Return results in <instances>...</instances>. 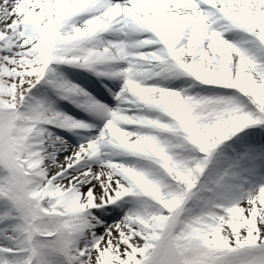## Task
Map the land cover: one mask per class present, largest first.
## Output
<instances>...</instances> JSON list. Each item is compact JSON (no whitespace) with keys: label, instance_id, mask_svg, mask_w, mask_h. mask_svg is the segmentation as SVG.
<instances>
[{"label":"snow or ice","instance_id":"1","mask_svg":"<svg viewBox=\"0 0 264 264\" xmlns=\"http://www.w3.org/2000/svg\"><path fill=\"white\" fill-rule=\"evenodd\" d=\"M0 264H264V0H0Z\"/></svg>","mask_w":264,"mask_h":264}]
</instances>
